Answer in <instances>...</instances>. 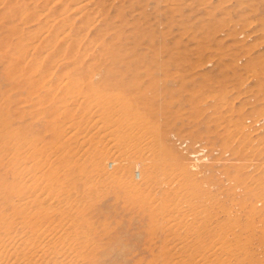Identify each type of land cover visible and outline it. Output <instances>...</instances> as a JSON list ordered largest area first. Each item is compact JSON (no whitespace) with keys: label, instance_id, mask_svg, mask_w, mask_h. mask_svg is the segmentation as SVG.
<instances>
[{"label":"rangeland","instance_id":"rangeland-1","mask_svg":"<svg viewBox=\"0 0 264 264\" xmlns=\"http://www.w3.org/2000/svg\"><path fill=\"white\" fill-rule=\"evenodd\" d=\"M10 1L0 3V251L264 264V0H85L87 20L70 0ZM45 26L71 27L73 49L50 39V59L32 52Z\"/></svg>","mask_w":264,"mask_h":264},{"label":"bare ground","instance_id":"bare-ground-1","mask_svg":"<svg viewBox=\"0 0 264 264\" xmlns=\"http://www.w3.org/2000/svg\"><path fill=\"white\" fill-rule=\"evenodd\" d=\"M12 1V0H11ZM10 1V2H11ZM15 1H17V0H15ZM23 1V0H22ZM35 1V0H34ZM37 1V0H36ZM35 1V2H36ZM52 1H54V0H52ZM62 1H65V0H62ZM83 1V2H82ZM85 0H70V1H67L71 6H69V7H72V9H71V11L72 12H77V14H78V18H80V19H85V20H87V18H88V15L86 14V10L89 8V7H86V10H85V7H84V5H82V3H86V2H84ZM87 1V0H86ZM91 1V0H90ZM89 1V2H90ZM9 2V1H8ZM37 2H39V1H37ZM47 2H48V0H47ZM55 2H57V1H55ZM61 2V1H60ZM66 2V1H65ZM65 2H63V3H65ZM82 2V3H81ZM0 3L2 4H7V0H0ZM49 3V2H48ZM93 3V2H92ZM103 3V2H102ZM0 4V5H1ZM2 4V5H3ZM54 4V3H53ZM20 5H22V4H20ZM20 5H19V7H20ZM47 5V4H46ZM58 5H59V3H58ZM62 3L60 4V7H62V6H64L65 4H63L62 6ZM6 6V5H5ZM66 6V5H65ZM68 6V5H67ZM89 6V5H88ZM12 7V6H11ZM57 7V9H59L60 7H58V6H56ZM93 7L95 8V6L93 5ZM101 7V6H100ZM26 9L28 8V7H25ZM66 8V7H65ZM84 8V9H83ZM30 9V8H29ZM31 9H32V11H33V8L31 7ZM34 9H35V7H34ZM47 9V8H46ZM49 9V8H48ZM63 9V8H62ZM61 9V10H62ZM99 9V8H98ZM97 9V10H98ZM22 10V9H21ZM28 10V9H27ZM89 10V9H88ZM92 10H93V8H92ZM102 11V10H104V9H99V11ZM24 11V10H23ZM31 11V12H32ZM58 11V10H57ZM57 11H56V13H57ZM68 11H70V10H68ZM67 11V12H68ZM100 11V12H101ZM12 12V11H11ZM22 12V11H21ZM62 12H63V10H62ZM61 12V13H62ZM71 12V13H72ZM59 13V12H58ZM70 13V12H69ZM94 13H95V11H94ZM31 14V13H30ZM33 14H34V11H33ZM45 14H46V12H45ZM68 14V13H67ZM96 14V13H95ZM32 15V14H31ZM30 15V16H31ZM35 15V14H34ZM33 15V16H34ZM54 15H56V14H54ZM53 15V16H54ZM66 15V14H65ZM64 14L63 15H56V18H55V20L57 21V22H63L64 24L65 23H67L68 25H69V23L70 22H73V21H71V19H73V17L70 19V17H67V16H65ZM72 15V14H71ZM74 16H75V14H73ZM92 15V14H91ZM94 15V14H93ZM92 15V16H93ZM104 15V14H103ZM102 15V16H103ZM52 16V17H53ZM91 16V17H92ZM93 17H96L95 15L93 16ZM100 16H98V18H99ZM30 18V17H29ZM97 18V19H98ZM52 19V18H51ZM96 19V20H97ZM52 20H54V19H52ZM51 20V21H52ZM76 20H77V17H76ZM93 20H94V18H93ZM18 21V20H17ZM82 22V21H81ZM85 22V21H84ZM89 22V21H88ZM47 23V22H46ZM52 23V22H51ZM60 23V24H61ZM52 24H54V22L52 23ZM72 24H74V23H72ZM89 24V23H88ZM91 24H93V23H91ZM94 25V24H93ZM51 26V25H50ZM66 26V25H65ZM92 26V25H91ZM90 26V27H91ZM68 27V26H67ZM17 28V27H16ZM15 28V29H16ZM19 28V27H18ZM17 28V29H18ZM45 28H46V26H45ZM17 29H16V31H17ZM20 29V28H19ZM19 29H18V31H19ZM22 29V28H21ZM57 29V28H56ZM66 29V28H65ZM64 29V30H65ZM87 29H88V26H87ZM55 30V29H54ZM36 31V30H35ZM39 31V30H38ZM61 31V30H60ZM88 31V30H87ZM31 32V30L29 31V33ZM70 32H72V29H71V27H69L68 28V31L67 32H64L63 34H61V36L59 35V34H57V33H55L50 27L49 28H46V30L43 32V34L41 35V34H38V35H40L39 37H36V36H34V34H33V37H31L30 36V38H32L31 39V49H32V52H34V51H36V52H39V53H42V59L43 58H47V59H50V58H48L49 57V54H50V52L48 51L47 52V49H46V43L50 40V39H52V40H54V42H62V41H64V39L66 40V39H69L68 37H69V35H68V33H70ZM42 33V32H41ZM80 33V32H79ZM79 33H77V34H79ZM26 36V35H25ZM82 37L84 38V36L82 35ZM81 37V38H82ZM26 38V37H25ZM28 39V38H27ZM26 39V40H27ZM55 39H56V41H55ZM70 40V39H69ZM74 40V39H73ZM76 40V39H75ZM81 40V39H80ZM99 40V39H98ZM66 41H68V40H66ZM83 41V40H82ZM78 42V41H77ZM98 42V41H97ZM99 42H100V40H99ZM81 43V42H80ZM4 44V43H3ZM48 44V43H47ZM68 44V46H69V48L71 49V47H73L74 45V42L73 41H71L70 40V42H68L67 43ZM93 44H95V43H93ZM48 46V45H47ZM63 46H66V45H63ZM63 46H61L62 48H61V51L63 50V48H65V47H63ZM28 47V46H27ZM95 47H96V45H95ZM94 47V48H95ZM57 48H58V44H57ZM56 48V49H57ZM68 48V49H69ZM27 49V48H26ZM73 49V48H72ZM71 49V50H72ZM96 49V48H95ZM67 50V49H66ZM88 50V49H87ZM31 51V50H30ZM52 51V50H51ZM74 51V50H73ZM63 52V51H62ZM26 53V52H25ZM38 53V54H39ZM53 54H54V52H52ZM61 53V52H60ZM24 54V53H23ZM37 54V53H36ZM57 54H58V52H57ZM63 54V53H62ZM67 55H68V53H67ZM75 55V54H74ZM6 56V55H5ZM19 56V55H18ZM58 56V55H57ZM57 56L55 57V58H57ZM66 56V55H65ZM7 57V56H6ZM69 57H71V56H69ZM46 59V60H47ZM54 59V58H53ZM65 59V58H64ZM71 59H73V58H71ZM36 60H37V58H36ZM70 60V59H69ZM31 61H33V60H31ZM48 61V60H47ZM63 61V60H62ZM66 61V60H65ZM46 62V61H45ZM58 62H60V61H58ZM57 62V63H58ZM67 62V61H66ZM76 62H78V61H76ZM32 63H34V62H32ZM35 63H36V61H35ZM18 64V63H17ZM68 64V63H67ZM70 64V63H69ZM37 68V67H36ZM15 70H17V69H15ZM14 70V71H15ZM19 70H21V69H19ZM28 70H30V68H28ZM27 70V71H28ZM36 70V69H35ZM18 71V70H17ZM26 71V72H27ZM20 72V71H19ZM34 72V71H33ZM42 72H44V71H42ZM26 74V73H25ZM39 76H40V74H39ZM37 79V78H36ZM2 103V102H1ZM2 111H0V113H1ZM1 115V114H0ZM248 123V122H247ZM252 123V122H251ZM141 148V147H140ZM257 150V149H256ZM254 151V150H253ZM254 157V156H253ZM252 157V158H253ZM251 158V159H252ZM22 163V162H21ZM15 164V163H14ZM21 164H19V166H20ZM116 165V167L119 169V168H121V166H122V164H120V163H116L115 164ZM18 166V165H17ZM138 173V172H137ZM27 203V202H26ZM22 205H23V203H22ZM19 206V205H18ZM24 206V205H23ZM22 206V207H23ZM24 209V208H23ZM20 211V210H19ZM22 212H24V211H22ZM25 213V212H24ZM21 216H22V214H20ZM24 215V214H23ZM29 217V216H28ZM20 218V217H19ZM22 218H23V216H22ZM26 218H27V216H26ZM39 219V218H38ZM40 220V219H39ZM38 221V220H37ZM28 222V221H27ZM38 223V222H37ZM26 224V223H25ZM28 224V223H27ZM38 225H39V223H38ZM26 226V225H25ZM37 226V225H36ZM38 233V232H37ZM34 235H37V234H34ZM25 236V235H24ZM28 236V235H27ZM37 236H39V235H37ZM42 236V235H41ZM30 237H33V236H31V232H30ZM40 237H38V239H39ZM34 241V240H33ZM33 241H32V238H24L21 242L22 243H27L28 245L29 244H32L33 243ZM36 241V240H35ZM45 243V242H44ZM45 244H47L48 245V243H45ZM51 244H53L54 245V243H51ZM49 245V246H52V245ZM27 245V246H28ZM33 245V244H32ZM36 245H37V243H36ZM42 245V244H41ZM44 245V244H43ZM43 245L42 246H39L40 247V249H41V252L42 253H44L43 254V256L41 257V255L42 254H37L38 256L40 255V257H37L36 259H30V257H32V256H35V255H30V257H27V255L25 256V257H27V258H23L21 255H20V253L19 252H17V251H10V252H1L0 251V264H73V258H72V260H70L69 258H63V259H61L59 256H58V258H57V256H55L56 255V253L59 251V250H57V252H54L56 249H58V248H54L53 250H52V248H50V247H46L45 245H44V247H43ZM57 245H59L58 243H57ZM26 246V247H27ZM25 247V248H26ZM28 247H30V246H28ZM55 247V246H54ZM36 248V247H35ZM32 249V248H31ZM39 249V250H40ZM62 249H63V247H62ZM62 249H61V252H63L62 251ZM6 251V250H5ZM23 251V250H22ZM27 251H29V248H28V250ZM24 252V251H23ZM31 252V251H30ZM60 252V251H59ZM62 254V253H61ZM50 256V257H49ZM61 256V255H60ZM47 257H49V258H47ZM61 259V261H59L60 259ZM57 259H59V260H57ZM61 262V263H60ZM75 262V261H74Z\"/></svg>","mask_w":264,"mask_h":264}]
</instances>
